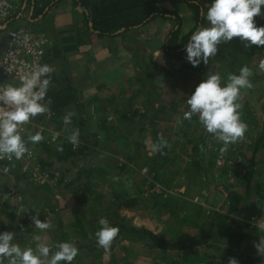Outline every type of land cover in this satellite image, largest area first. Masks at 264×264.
<instances>
[{"label":"rangeland","instance_id":"374dc122","mask_svg":"<svg viewBox=\"0 0 264 264\" xmlns=\"http://www.w3.org/2000/svg\"><path fill=\"white\" fill-rule=\"evenodd\" d=\"M157 1L181 17L183 33L194 29L195 15L186 0ZM195 2L207 4L208 1ZM254 20L258 27L264 26L263 11ZM21 24L41 30L38 24ZM175 27L168 16L154 18L143 28L129 32L126 40H121V45L129 48L133 55V62L126 67L129 73L124 74L123 85L118 84L120 81L114 76L109 80L114 84L102 88L98 71L70 70L75 82L85 86L86 75H89L94 80V93H97L96 86L103 90H99L103 102L95 100L97 95L93 96L94 101L91 98V101L83 99L85 101L81 102L87 107L85 117L89 120L83 130L89 142L83 150L80 148L82 151L75 163L53 160L52 166L46 167V174L58 178L57 186L49 184L50 177L37 181L24 175L22 159H15L10 175H5L0 165V233L15 232L16 242L21 247L34 248L32 237L37 234L46 236L49 245L74 242L82 249L78 248V256L72 264L220 263L222 251L228 248L253 256L255 264H264V256L254 247L264 238V231L249 223L250 217L261 214L264 202V142L256 148L264 129V71L258 68L264 56L257 55L249 64L252 87L242 89L238 99L247 131L224 152L229 159L236 160V165L221 168L216 159L222 143L213 137L210 139L211 135L206 133L197 116L183 119L188 110L185 102L208 73H219L222 84L227 83L229 74L238 75L239 62L224 58L218 52L209 59L208 65L201 63L198 67H193L186 58L176 61L166 57L163 45ZM11 31L0 29V40H5ZM159 51L161 55L156 57ZM143 57L151 64L148 81H145L147 67ZM121 59L124 60L122 56ZM50 66L60 77L63 67L59 63ZM162 69L169 74L157 76ZM68 112L74 113L73 109H68L53 123L37 120V117L30 120L46 129L42 132L44 140L33 145L36 154L40 155V150L46 148L45 143L51 141L53 132L67 137L73 128H78L76 124L63 123ZM115 113L120 116L115 117ZM111 116L110 125H103V118ZM154 130L167 141L169 162L165 167L160 166L159 159V165L153 164L152 159L157 154L151 151ZM251 161L255 164L254 175L248 181L245 172ZM152 165L154 170L150 169ZM10 190L22 195L24 213H20L17 204L7 196ZM56 195H60V200ZM26 212L38 215L41 221H46L43 218L49 214L52 227L41 233ZM118 212H131L140 222L151 223L154 232L171 246L159 247L143 237H135L127 240V247L124 242L116 243L117 249L114 247L112 252L89 250L86 239L96 238L99 219L106 218L113 226ZM215 215L227 217L225 223L229 228L210 229V220ZM238 233L244 235L242 240L236 237Z\"/></svg>","mask_w":264,"mask_h":264},{"label":"clouds","instance_id":"9594fccd","mask_svg":"<svg viewBox=\"0 0 264 264\" xmlns=\"http://www.w3.org/2000/svg\"><path fill=\"white\" fill-rule=\"evenodd\" d=\"M264 0H211L204 19L207 26L199 27L186 43V60L193 67L201 63L208 65L209 59L217 55L218 46L239 38L246 46H264V26H257L254 18L262 14ZM161 55L160 51L156 57ZM258 68L264 71V60ZM53 68L48 64L35 65L30 71L19 77V85L5 84L0 87V159L20 160L30 155L29 144L36 145L44 140L40 131L28 134L27 140L21 134L22 126L38 115L49 112L46 97L51 83L50 73ZM252 70L243 66L239 74H229L227 83L222 84L219 73H208L197 85L195 91L186 100L188 110L183 119L198 117L206 133L222 143L221 153L227 151L228 145L241 139L247 131V125L240 116L238 99L242 89L251 88ZM73 112L63 117L65 125H71ZM60 136L52 133L53 142ZM80 130L73 128L66 140L73 147L79 143ZM167 141L163 137L151 145L153 153L162 152ZM57 151H63L57 145ZM35 228L41 233L52 225L46 219L41 221L32 217ZM100 228L95 233L96 243L107 252L119 232L106 218L98 221ZM264 231V225L260 226ZM35 247H21L16 242L15 232L0 233V264H72L79 250L74 242H60L49 245L47 237L33 235ZM55 251H52V248ZM258 254L264 256V238L254 245ZM228 264H240L236 258H230Z\"/></svg>","mask_w":264,"mask_h":264},{"label":"trees","instance_id":"16d2710c","mask_svg":"<svg viewBox=\"0 0 264 264\" xmlns=\"http://www.w3.org/2000/svg\"><path fill=\"white\" fill-rule=\"evenodd\" d=\"M207 1V4H204L196 3L195 0H186L188 6L194 12L196 26L188 34H185L182 32L183 22L181 17L175 12L169 11L162 7L157 0H72L73 7L76 12L82 16L84 24V31H80V34L78 35V45L86 44L87 42L89 43L90 37L93 35V33H98L96 37L100 40L105 38L114 39L118 37L126 40L127 34L129 32L146 26L154 18L168 16L171 21L175 22L176 27L171 31L168 38L166 39V42L163 45V51L167 57L175 59L176 61H183L186 58V43L188 42L191 34L199 27L207 25V22L204 19V14H206L211 0ZM52 2L53 0H37L34 5L35 10L33 19H37L40 15H42L45 8L49 7ZM40 4H42V7H40ZM262 11L264 13V9H262ZM89 23H92L93 25L92 32L89 30ZM218 53L224 58L238 61L239 68H241L245 65L249 66V64L257 55L264 56V46H246V44L240 41L239 38H234V40L230 42L219 45ZM143 62L147 67V79H145V81H148L151 79V75L149 74L151 71V64L149 59L145 57H143ZM55 63H59L61 67H63V72L60 77H57V74L54 71L50 73L51 83L45 101L46 104L49 100L51 101V103L48 104L49 112L36 117L38 118L37 120L43 121L46 120L49 115H53L54 117L49 120V122L52 121L53 123L56 122L60 116L64 115L68 109H73L75 115L72 117L71 124H76L78 126V129L80 130L79 141L81 142L78 143L76 147H73L67 142L65 137L60 135L55 142L48 141L47 144L45 143L46 148H42L40 150V154H47L46 159L44 157L42 158V156L40 157L39 154H36V150L34 149L35 147L32 144H29L28 147L29 149L31 148L35 153L36 164L41 169L42 173L45 172L44 170L49 166L47 159H55L58 162L71 160L79 156L80 152L84 148V145L88 144L89 142L88 138L84 136L85 130H83V126H85L87 120H89V118L85 117L87 107L80 101V93L75 86V81L70 71L71 69L65 63V56L60 45H58L56 41L53 40L52 47L47 57V64L54 65ZM162 74L168 75L169 72L165 71L164 69L157 72V76H161ZM147 109H149V107H147ZM30 125L31 126L28 128V132L29 134H34L38 125L32 121L30 122ZM103 125H110L108 119L103 118ZM24 138L27 140V136H24ZM159 138L160 136L158 131L154 130V143L159 142ZM210 139H212V136ZM263 142L264 129L261 137L258 139L256 148H258V146H260V144ZM57 145H61L63 147V151H57ZM80 148L82 149L81 151ZM77 149L79 150L77 151ZM157 159L161 160L160 166H167L169 162L167 148H164L162 152H157L156 156H154L152 159L154 166L157 164L159 165ZM254 168L255 164L251 161L249 169H247L245 172L248 181L251 180L254 175ZM150 169L154 170L153 165L150 167ZM24 175L27 174L24 173ZM226 220L227 217L223 215H215L210 220L212 221L210 222V229L213 227H218V229L220 228L219 230L228 229L229 227H227L228 225L225 223ZM113 226L118 227L119 232L112 241V244L107 252H112L114 250L115 243L120 239V237L125 235L143 237L159 247L171 246V244L158 233L143 226H136L132 219L120 217L118 222H116ZM236 237L242 240L244 235L238 233ZM87 247L91 248L92 251L95 252L105 251L103 248L97 245L96 241ZM77 248L82 249L80 246ZM230 258H236L240 264L256 263V259L253 256L240 252L234 248H228L222 251V259L220 263H215V261H213L209 264H228V260Z\"/></svg>","mask_w":264,"mask_h":264},{"label":"crops","instance_id":"0c3cea01","mask_svg":"<svg viewBox=\"0 0 264 264\" xmlns=\"http://www.w3.org/2000/svg\"><path fill=\"white\" fill-rule=\"evenodd\" d=\"M40 5H41L40 7H42V4H40ZM33 15H34V11L31 7V11H30V15H29L30 18L24 22H27V24H29L31 26L38 24V26H40L41 30L43 28V29H46L48 31V33L51 37L52 43L54 40V41H56V43L58 45H60V47L63 51V54L65 56V61L67 63H69V66H70L69 68L71 70H84V71L94 70V71H98L99 76L101 78V80L99 82V85H101L100 87L106 86V85L109 86V83L114 84L113 80L109 81L114 76L118 77V79L120 81V83H118V84H122V85L124 84V82H125V80H124L125 75L124 74L129 73L128 72L129 69H126V67H128L131 64V61L133 58V55L130 52L129 48H127L124 45H121V42H122L121 40H123V39L120 37L114 38V39L105 38L103 40H100L96 37L98 33H93V35H91L89 43L87 42L86 44L78 45V35L80 34L79 33L80 31L81 32L84 31V28H83L84 24H83L82 16L78 12H76V10L74 9L72 0H53L51 5L47 8H45L42 15H40L37 19H35V18L33 19ZM90 24L91 23H89V28H90L89 30H90V32H92V26ZM143 27H141V28H143ZM52 43H51V47H52ZM121 56L124 58V60L121 59ZM117 58L120 59V62L117 61ZM119 65H121V66H119ZM162 78H164V77H162ZM75 86L80 93V101L81 102H83L85 100L91 101L93 99V96H96V95L98 97H97V99L95 98V100L98 102L101 100L103 102L104 98H102L100 96V93H99L100 91H103V90L100 87L96 86L95 91L97 93H94V91H93L95 88L93 77L86 75L85 86L82 85L81 83H77V82H75ZM82 86H84V87H82ZM91 91H93V92H91ZM87 92H89V93H87ZM90 94H92V95H90ZM137 94L133 95L132 98L135 99ZM84 96L86 98H84ZM132 98L130 100H132ZM83 99H85V100H83ZM92 101H94V99ZM114 116L118 117L120 115H118V113H115ZM108 118L112 120L113 116L107 117V119ZM117 129L119 130L118 127H117ZM84 135H85V133H84ZM61 136L66 138V135H61ZM45 155H47V154L42 153V154H40V157L42 156V158L44 157L46 159L47 156L45 157ZM76 159H77V157H75L71 160H64V161H60V162H63V163L69 162L70 163L71 161H74V163H75ZM53 160H55V159H52V160L47 159V162L49 163L48 167L52 166L51 163ZM74 165H76V164H74ZM104 212H106V211H104ZM119 212H118V215H116V217H117L116 222H118L120 217H126L128 219H132L133 223L136 226H143L145 228H148L151 231H154L151 223H149L147 221L140 222L138 220L136 214H133L131 212L130 213L129 212L119 213ZM130 238L131 239L135 238V236H133V235L122 236V237H120V239L116 243L121 244L124 242L125 247H127L128 243H129L127 240L128 239L131 240ZM86 240H88V241H86L87 242L86 246H89L90 244L94 243V241H96V238L88 237ZM146 240H148V239H146ZM142 242H145V241H142ZM88 249L92 251L91 248H88ZM115 249H117V248L115 247ZM92 252H95V251H92Z\"/></svg>","mask_w":264,"mask_h":264},{"label":"built area","instance_id":"2783aa9c","mask_svg":"<svg viewBox=\"0 0 264 264\" xmlns=\"http://www.w3.org/2000/svg\"><path fill=\"white\" fill-rule=\"evenodd\" d=\"M36 1L37 0H0L1 31H11L13 26H15L5 40H0V87H3L5 84L18 86L19 77L21 75L30 71L35 65L47 64V57L52 43L49 33L45 30H34L21 24L30 18L31 7L34 11ZM53 117V115H49L46 120H50ZM29 126H31L30 122L22 126V136H28ZM44 130L46 129L41 125L37 126V131L43 132ZM50 140L53 142L52 137ZM30 152V155L26 154L24 158H22V172L30 175L37 181L46 180L45 178L50 176L46 174V172H41V169L36 164L35 153L31 148ZM14 163V158L11 160L7 158L0 159L2 172L5 175H10L13 172L12 167ZM216 164L221 168H231L236 165V160L229 159L225 153H220L216 159ZM48 181L49 184L53 186H57L59 183L58 178L52 176ZM223 192L225 195L229 196L228 192ZM7 196L17 204L20 213L25 212L24 199L18 191L10 190ZM56 199L60 200V195H56ZM25 214L31 218L33 217L29 212ZM50 218L51 216L47 214L43 219L50 220ZM249 223L251 226H258L259 229H261V225H264V202L262 204L261 214L256 217H250Z\"/></svg>","mask_w":264,"mask_h":264},{"label":"water","instance_id":"95a60500","mask_svg":"<svg viewBox=\"0 0 264 264\" xmlns=\"http://www.w3.org/2000/svg\"><path fill=\"white\" fill-rule=\"evenodd\" d=\"M90 25L93 26L92 23Z\"/></svg>","mask_w":264,"mask_h":264}]
</instances>
